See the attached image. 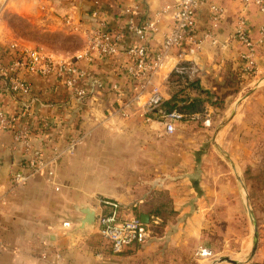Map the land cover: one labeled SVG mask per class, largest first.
I'll list each match as a JSON object with an SVG mask.
<instances>
[{
	"label": "crops",
	"instance_id": "1",
	"mask_svg": "<svg viewBox=\"0 0 264 264\" xmlns=\"http://www.w3.org/2000/svg\"><path fill=\"white\" fill-rule=\"evenodd\" d=\"M174 1L0 0V4L41 33L65 32L61 19L69 16L74 23L71 28L76 29L71 33H77L84 45L96 22L92 12L116 29L125 22L124 11L136 7L141 22H157V32L144 42L153 54L171 28L170 14L162 12ZM215 2L224 9L216 28L207 5H201L195 22V35L202 40L199 48L174 49L154 85L163 101L168 100L171 73L180 63L189 62L203 89L211 94L216 85L229 86V82L237 84L238 90L225 97L222 110L209 108L201 121H182L172 134L145 114L146 97L122 109L131 93L123 72L130 63L126 51L143 42L127 36L118 56L84 66L88 94L83 100L72 98L53 80L35 75L25 76L29 95L15 98L1 70L10 62L11 45L29 50L35 47L34 40L17 35L8 22H0V109L16 115L20 125L25 112L36 127L49 123L48 130L33 137L38 153L63 149L71 138L84 140L72 155L58 161L52 177L37 176L13 190L10 178L21 161V147L11 133L0 134V264H203L205 257L198 252L213 208L227 202L230 187L238 188L243 201L250 187L241 179L243 171H264V45L256 50L255 73L248 78L240 71L244 49L234 38L237 18L243 15L249 36L256 39L264 14L254 6L244 10L236 1ZM207 33L214 40L206 38ZM98 132L107 141L112 137L123 143L114 150L101 148L96 155L88 143ZM102 199L118 204L124 218L139 214L157 219L154 226L159 225V232L154 231L146 244L112 254L95 226L76 231L82 218L78 208L88 205L97 213Z\"/></svg>",
	"mask_w": 264,
	"mask_h": 264
},
{
	"label": "built area",
	"instance_id": "2",
	"mask_svg": "<svg viewBox=\"0 0 264 264\" xmlns=\"http://www.w3.org/2000/svg\"><path fill=\"white\" fill-rule=\"evenodd\" d=\"M215 1L175 0L174 4L164 8L162 13L170 14L172 24L156 53L149 54L144 42L150 40L157 32V22L153 20L141 22L137 17L136 7L127 8L124 11L125 22L116 29L103 21L98 12H92L91 19L96 22H92L93 26L86 34L84 49L74 56L72 61L53 60L35 49L19 50L11 45L9 48L14 58L2 68L1 75L6 81L9 93L17 97L29 95L30 86L26 83L25 76L35 75L53 80L66 88L72 98L81 100L88 94L83 83L87 75L84 66L115 58L121 52L124 38L132 36L143 44L128 48L126 51L130 63L123 68V72L130 80L131 93L122 109L126 111L132 104H138L143 97H146L142 107L145 114L160 122L166 134H172L175 126L182 122L183 118L177 112H167L159 108L163 99L159 88L154 85V79L174 49L185 45L194 49L199 48L202 40L195 35V22L196 12L201 5H207L212 27L216 28L219 19L224 15V9ZM231 1L241 4L244 10L254 6L264 14V0ZM205 36L214 40L210 33ZM234 38L244 49V53L240 56L243 71L254 74L256 50L264 45V24L259 29L258 37L252 39L249 36L246 19L241 15L236 21ZM112 89L120 95L117 86H113ZM22 118L24 122L20 125V119L16 115L7 114L0 109V134L11 133L22 152L18 169L11 173L10 187L13 190L22 188L37 176L52 177L58 161L64 155H72L84 141L82 136L71 138L63 149H52L50 154L38 153L32 144L35 131L48 130L49 123L43 122L36 127L30 120L31 116L28 112H25ZM205 124L208 125V121ZM96 206L98 212L95 228L100 238L109 245L112 254L117 255L126 249L146 244L153 238V226L157 224V219L149 220L148 224H144L137 217H122L116 203L99 200ZM198 253L203 257L210 256L207 249H200Z\"/></svg>",
	"mask_w": 264,
	"mask_h": 264
},
{
	"label": "rangeland",
	"instance_id": "3",
	"mask_svg": "<svg viewBox=\"0 0 264 264\" xmlns=\"http://www.w3.org/2000/svg\"><path fill=\"white\" fill-rule=\"evenodd\" d=\"M61 21L66 27L65 32L41 33L36 28L27 26L26 20L8 13L4 3L0 4V22H8L17 35H26L33 39L35 47L29 49H35L53 60L69 62L84 49L85 45L83 39L75 35L77 33H71L76 31L71 28L74 25L71 17L63 16ZM193 125L197 127L196 124ZM216 126L217 121L212 127ZM105 139L100 132L95 133L88 143V148L98 155L101 148L114 150L123 143L121 139L112 137L108 141ZM244 178L250 187L245 193V198L243 195V201L240 200L237 187L227 188V202L219 208H213L215 211L205 222L201 247L207 249L210 256H205L203 264H229L224 259L236 261V264H264V171H243L241 179ZM243 189L240 188L242 193ZM253 227L257 233L256 247L247 259L253 245ZM194 263L193 261L189 264Z\"/></svg>",
	"mask_w": 264,
	"mask_h": 264
},
{
	"label": "trees",
	"instance_id": "4",
	"mask_svg": "<svg viewBox=\"0 0 264 264\" xmlns=\"http://www.w3.org/2000/svg\"><path fill=\"white\" fill-rule=\"evenodd\" d=\"M14 54H8L7 59L12 60ZM241 75L251 78L252 73L243 71L241 66ZM195 68L189 62L180 63L171 73L167 82V92L169 99L161 102L159 108L164 111H174L182 115V121H201L209 108L220 111L223 109L225 97L234 94L238 90L237 84L231 82L222 85H216L212 94L210 91L203 89L199 80L195 77ZM231 87V89L229 88ZM13 97H17L14 96ZM86 97V96H85ZM84 97V98H85ZM82 98V100L84 99ZM44 131L40 130V133ZM39 131H35V133ZM104 202H112L102 199ZM139 214L135 217L139 218ZM156 217V216H155ZM155 233L159 232V225L154 226Z\"/></svg>",
	"mask_w": 264,
	"mask_h": 264
},
{
	"label": "water",
	"instance_id": "5",
	"mask_svg": "<svg viewBox=\"0 0 264 264\" xmlns=\"http://www.w3.org/2000/svg\"><path fill=\"white\" fill-rule=\"evenodd\" d=\"M225 123H222L221 125L223 126ZM220 125V126H221ZM219 129V128H218ZM78 212L81 214L82 218L79 220V226L76 228V231H83L85 230L86 227H93L95 226V219H96V213L93 208L90 206H81L78 208ZM250 215V213L248 212ZM250 222H252L251 217H249ZM139 219L141 220L142 223L148 224L149 223V217L147 215H140ZM253 245L250 251V254L247 256V259L253 254L255 247H256V241H257V233H256V228L253 227ZM246 259V257H245ZM225 262L229 264H236V261H232L229 259H224Z\"/></svg>",
	"mask_w": 264,
	"mask_h": 264
}]
</instances>
